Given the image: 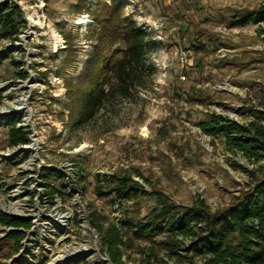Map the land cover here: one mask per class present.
Returning a JSON list of instances; mask_svg holds the SVG:
<instances>
[{"label": "rangeland", "instance_id": "obj_1", "mask_svg": "<svg viewBox=\"0 0 264 264\" xmlns=\"http://www.w3.org/2000/svg\"><path fill=\"white\" fill-rule=\"evenodd\" d=\"M107 1L155 40L153 74L132 98L76 128L62 104L67 88L59 71L66 67L71 77L85 67L98 0H0V13L17 6L22 24L15 39L0 37V112L23 104L11 116L0 113V209L30 221L11 256V229L0 224V264H142L151 248L162 264H201L189 244L169 255L133 225L113 261L106 230L127 219L151 220L153 189L186 207L204 198L218 211L253 182L243 170L253 165L228 151L222 137L203 133L199 122L216 107L245 122L264 102V62L255 61L264 51V21L233 24L236 10L264 0ZM69 43L74 50L67 54ZM14 119L29 131L26 144L9 142ZM113 173L132 174L149 194L140 204L112 206L95 183L96 175Z\"/></svg>", "mask_w": 264, "mask_h": 264}, {"label": "trees", "instance_id": "obj_2", "mask_svg": "<svg viewBox=\"0 0 264 264\" xmlns=\"http://www.w3.org/2000/svg\"><path fill=\"white\" fill-rule=\"evenodd\" d=\"M16 8L9 6L0 13L1 38L17 37L22 24L19 21L21 12ZM233 17L236 19L233 24L240 27L264 21V1L254 8L236 10ZM89 33L93 49L82 72L67 77L66 67L59 71L67 88V100L62 104L76 128L95 120L117 100L132 98L141 88L147 87L153 74L149 53L155 40L134 21L122 16L114 4L98 0ZM73 50L69 43L67 54ZM255 61L264 62V51ZM20 75L26 77L24 73ZM249 113L251 119L243 123L215 113L199 122L203 133L222 137L228 151L240 153L253 165V169L243 168L253 181L247 185V193L241 192L234 196L231 205L212 211L204 198H196L191 207H186L175 204L162 190L153 189L150 195L155 207L151 220L142 218L131 223L127 219L124 226L107 228L103 241L113 261L118 260L122 238L133 225L136 226L133 230L146 239L165 244L169 255L178 256V250L189 244L192 257L201 259V264H264V102L250 108ZM28 136L29 131L17 127L14 119L9 125L10 144H26ZM232 165L241 167L236 162ZM137 176L143 178L142 173ZM95 190L98 196L108 197L112 206L118 204L119 207L127 202L140 204L149 194L144 184L128 173L96 175ZM0 224L11 229L7 236L13 241L11 256L18 251L30 221L0 209ZM98 229L103 231L102 226ZM151 249L153 251L142 264H162L158 253Z\"/></svg>", "mask_w": 264, "mask_h": 264}, {"label": "bare ground", "instance_id": "obj_3", "mask_svg": "<svg viewBox=\"0 0 264 264\" xmlns=\"http://www.w3.org/2000/svg\"><path fill=\"white\" fill-rule=\"evenodd\" d=\"M8 104H9V103H8ZM22 105H23V104H22ZM22 105H21V106H20V105H19V106H14L13 108H14L15 110H20V109L23 107ZM7 107H8V106H7ZM9 107H10V105H9ZM1 109H2L1 112H0L1 114H5V113L7 112V113L10 115L12 112L15 111V110H13V111H9L8 108H6V107H3V108H1ZM10 116H11V115H10ZM29 142H30V141H29ZM33 144H34V143L31 141L30 144L26 145L25 147L23 146V147H24L25 149H29V148H31V146H33ZM31 150H32V149H31ZM14 152H15V151H14ZM9 154H10V153H9ZM10 156H11V155H10ZM10 211H11V210H10ZM21 211H22V210H21ZM13 213H14V214H18V215H22V214H20L19 211H16V212L13 211Z\"/></svg>", "mask_w": 264, "mask_h": 264}, {"label": "built area", "instance_id": "obj_4", "mask_svg": "<svg viewBox=\"0 0 264 264\" xmlns=\"http://www.w3.org/2000/svg\"><path fill=\"white\" fill-rule=\"evenodd\" d=\"M215 110L217 111V113L216 114H219V115H222V116H224L225 118H228V117H226V115L223 113V112H221L220 111V109L218 108V107H216L215 108ZM229 120H232V121H235V122H237V123H243V122H240L239 120H234V119H232V118H228ZM117 207H119V205L118 204H115ZM20 216H23V215H20ZM19 217V216H18ZM183 249V248H182Z\"/></svg>", "mask_w": 264, "mask_h": 264}, {"label": "water", "instance_id": "obj_5", "mask_svg": "<svg viewBox=\"0 0 264 264\" xmlns=\"http://www.w3.org/2000/svg\"><path fill=\"white\" fill-rule=\"evenodd\" d=\"M10 214V213H9ZM10 215H12V214H10Z\"/></svg>", "mask_w": 264, "mask_h": 264}]
</instances>
